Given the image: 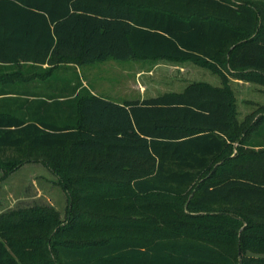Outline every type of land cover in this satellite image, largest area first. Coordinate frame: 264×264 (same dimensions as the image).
<instances>
[{
	"label": "trees",
	"instance_id": "16d2710c",
	"mask_svg": "<svg viewBox=\"0 0 264 264\" xmlns=\"http://www.w3.org/2000/svg\"><path fill=\"white\" fill-rule=\"evenodd\" d=\"M106 57L264 82V0H0V67L47 63L49 79ZM59 81L32 97L0 82V161L21 153L0 164L40 160L67 196L63 217L0 211V264H264L244 253L264 248V111L241 126L206 81L122 101Z\"/></svg>",
	"mask_w": 264,
	"mask_h": 264
},
{
	"label": "rangeland",
	"instance_id": "374dc122",
	"mask_svg": "<svg viewBox=\"0 0 264 264\" xmlns=\"http://www.w3.org/2000/svg\"><path fill=\"white\" fill-rule=\"evenodd\" d=\"M51 78L46 79L45 89H52L53 83L64 79L65 95L74 97L82 88L92 93L124 100L126 98L145 97L169 90H182L191 81H206L213 85L225 84L231 92L236 120L244 126L259 111H264V82L235 77L219 67L199 64L193 60H174L159 58L118 59L106 57L90 63L75 65L63 62L58 65ZM18 69L0 73V82L15 80ZM39 70V69H38ZM224 78V79H223ZM42 87H38L40 90ZM63 90V89H60ZM232 151L236 141L231 142ZM19 157L17 149L7 150ZM5 153L1 155L2 161ZM0 161V163L2 162ZM2 162V163H5ZM7 166L0 164V211L11 207L24 206L35 202L51 204L65 214L66 193L57 176L40 160L24 161L5 172ZM244 253L264 256V248H246Z\"/></svg>",
	"mask_w": 264,
	"mask_h": 264
},
{
	"label": "crops",
	"instance_id": "0c3cea01",
	"mask_svg": "<svg viewBox=\"0 0 264 264\" xmlns=\"http://www.w3.org/2000/svg\"><path fill=\"white\" fill-rule=\"evenodd\" d=\"M46 66H47V63L40 64V63H35L32 61H23V60H21L20 64H12V63L4 62L3 66L0 67V73L4 71H9L13 69L14 67H17L18 69L16 70L15 68V71L19 70L17 73L19 78L15 79L16 83H18L16 85V89L18 90L19 93H22L21 95H26V96L29 95L28 97H32L33 95L28 94V93H37V92L44 93L47 91L45 89L47 85L45 83L46 79L41 78L43 76L42 73L44 72L43 69ZM49 77H51V75ZM39 86L42 87L40 90L38 89ZM95 94L103 95L100 93H95ZM119 101H122V100H119Z\"/></svg>",
	"mask_w": 264,
	"mask_h": 264
}]
</instances>
